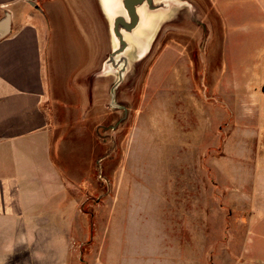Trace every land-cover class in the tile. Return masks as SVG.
I'll use <instances>...</instances> for the list:
<instances>
[{
    "label": "rangeland",
    "instance_id": "1",
    "mask_svg": "<svg viewBox=\"0 0 264 264\" xmlns=\"http://www.w3.org/2000/svg\"><path fill=\"white\" fill-rule=\"evenodd\" d=\"M181 1L191 8L174 9L148 52L131 58L113 106L99 0H88V26L69 19L56 33V157L82 212L69 264H264V213L250 224L237 205L244 179L233 175L244 136L259 127L256 117L236 125L230 93L247 83L235 69L248 76L263 48L234 0ZM31 253L25 264L51 259Z\"/></svg>",
    "mask_w": 264,
    "mask_h": 264
},
{
    "label": "crops",
    "instance_id": "2",
    "mask_svg": "<svg viewBox=\"0 0 264 264\" xmlns=\"http://www.w3.org/2000/svg\"><path fill=\"white\" fill-rule=\"evenodd\" d=\"M234 4L253 22L250 31L263 48L248 76L235 69L233 80L247 83L230 92L236 125L244 128V121L256 117L259 127L255 135L244 136V151L235 155L233 167L236 180L244 179L237 205L246 210L252 224L263 215L259 211L264 213V0H234ZM87 5L88 0H0V262L4 264H25L35 250L37 256L51 258L46 264H65L66 256L69 264L74 255L75 218H81V205L71 195L77 183L66 176L56 157L61 152L50 105L58 98L56 33L62 24L69 27V19L71 28L83 22L82 17L88 26ZM219 7L226 18L224 7ZM223 163L219 167L228 174L225 158Z\"/></svg>",
    "mask_w": 264,
    "mask_h": 264
},
{
    "label": "water",
    "instance_id": "3",
    "mask_svg": "<svg viewBox=\"0 0 264 264\" xmlns=\"http://www.w3.org/2000/svg\"><path fill=\"white\" fill-rule=\"evenodd\" d=\"M114 6L122 14L116 16L110 26L113 50L103 64L101 75L115 74L117 80L111 89L112 106L115 103L116 90L123 82L130 66L131 58H141L149 50L162 23L174 9L191 8V4L181 0H113ZM151 16L161 17L145 38L141 39L138 52H133V43L137 32L147 24Z\"/></svg>",
    "mask_w": 264,
    "mask_h": 264
},
{
    "label": "bare ground",
    "instance_id": "4",
    "mask_svg": "<svg viewBox=\"0 0 264 264\" xmlns=\"http://www.w3.org/2000/svg\"><path fill=\"white\" fill-rule=\"evenodd\" d=\"M103 14L106 18L107 23L111 26L114 18L120 14H122L121 10H118L114 4H113V0H99ZM161 21V17H154L151 16V18H149V21L147 22V24H145L140 31L137 32V36L136 39L133 43V52H138V47L141 44V39L145 38L147 34L151 31V29ZM83 37V36H82ZM94 48V47H93ZM88 49V48H87ZM95 50V49H94ZM94 55V54H93ZM128 93L130 94V92L128 91ZM133 96V95H131ZM100 101V100H99ZM104 107V106H103Z\"/></svg>",
    "mask_w": 264,
    "mask_h": 264
}]
</instances>
